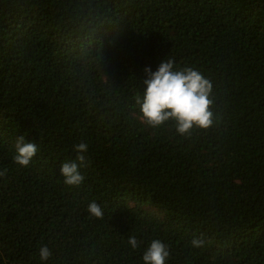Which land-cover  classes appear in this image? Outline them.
<instances>
[{
	"label": "trees",
	"instance_id": "16d2710c",
	"mask_svg": "<svg viewBox=\"0 0 264 264\" xmlns=\"http://www.w3.org/2000/svg\"><path fill=\"white\" fill-rule=\"evenodd\" d=\"M162 60L211 83L209 127L143 120L144 69ZM21 135L38 147L27 167ZM3 169L0 264H143L154 239L166 264H264V0H0Z\"/></svg>",
	"mask_w": 264,
	"mask_h": 264
},
{
	"label": "clouds",
	"instance_id": "9594fccd",
	"mask_svg": "<svg viewBox=\"0 0 264 264\" xmlns=\"http://www.w3.org/2000/svg\"><path fill=\"white\" fill-rule=\"evenodd\" d=\"M144 72L143 101L138 100L137 103L140 104L143 120L149 126L155 128L171 118L176 121V130L181 134L187 133L193 125L209 127L212 123V113L208 110L212 85L198 71L191 68L174 70L172 61L162 60L154 72L149 68H145ZM88 147L87 143H77L73 149L76 152L75 159L61 164L60 171L66 185L79 186L83 183L85 177L79 169L89 163L85 155ZM37 151V144L26 142L21 135L15 141L13 160L19 166L27 167ZM6 172L7 169L0 170V177L5 176ZM87 210L96 218L103 217L102 209L95 202H90ZM127 243L133 250L139 247L134 235L128 237ZM208 243L203 235L194 236L190 241L193 248H204ZM38 254L41 261H47L51 251L44 245L39 248ZM169 257L168 245L154 239L143 252L142 261L143 264H166Z\"/></svg>",
	"mask_w": 264,
	"mask_h": 264
}]
</instances>
